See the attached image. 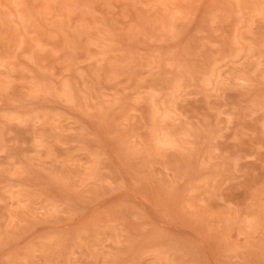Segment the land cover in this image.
<instances>
[{"label": "rangeland", "instance_id": "374dc122", "mask_svg": "<svg viewBox=\"0 0 264 264\" xmlns=\"http://www.w3.org/2000/svg\"><path fill=\"white\" fill-rule=\"evenodd\" d=\"M0 264H264V0H0Z\"/></svg>", "mask_w": 264, "mask_h": 264}]
</instances>
